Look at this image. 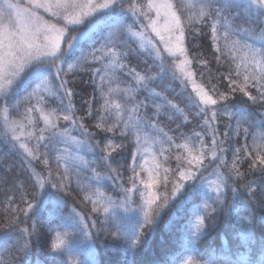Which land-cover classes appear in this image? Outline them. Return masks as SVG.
Wrapping results in <instances>:
<instances>
[{"label":"snow or ice","instance_id":"obj_1","mask_svg":"<svg viewBox=\"0 0 264 264\" xmlns=\"http://www.w3.org/2000/svg\"><path fill=\"white\" fill-rule=\"evenodd\" d=\"M129 15L139 30L127 22ZM195 25L209 28L218 64L222 41L229 50L234 67L219 74L228 81L225 91L211 77L206 83L195 79L193 64L207 66L190 57L186 46L189 32L191 38L201 34ZM105 30L99 47L69 63L84 43H95ZM129 40L137 43L133 53L152 58L144 71L131 67L129 52L121 51ZM238 49L242 56L236 55ZM78 70L90 71L93 85L83 117L76 115L74 91L65 78ZM166 76L180 79L185 89L191 85L186 107L195 109L192 119L203 118L200 131L180 133V143L144 111L151 101L152 117L167 114L189 121L179 104L151 87ZM32 81L37 83L25 98L29 106L19 119L12 118L22 103L12 98ZM141 91L148 94L143 100L137 98ZM48 99L57 107L47 109ZM94 113L98 132L84 123ZM221 115L229 121L222 135ZM100 133L105 135L96 139ZM0 136L21 152L33 189L29 198L25 184L13 181L24 206H15L16 197L8 196L0 236L14 243L0 248V264H17L18 254L30 255L37 219L49 202L48 231L54 234L49 254L66 256L68 264H96L93 229L96 236L103 232L121 241L126 258L134 256L162 213L187 204H192L193 218L182 226L183 244L172 264H264V202L256 197L258 191L264 194V0H190L187 5L173 0H0ZM241 136L244 143L229 163L225 153ZM129 147L131 162L120 164ZM173 159L175 167L169 164ZM34 162L44 171H37ZM122 169L130 173L127 181ZM109 182L112 192L106 191ZM74 190L91 205L88 214L75 204L65 212ZM221 212L235 218L238 243L201 252L198 242L211 234Z\"/></svg>","mask_w":264,"mask_h":264},{"label":"trees","instance_id":"obj_2","mask_svg":"<svg viewBox=\"0 0 264 264\" xmlns=\"http://www.w3.org/2000/svg\"><path fill=\"white\" fill-rule=\"evenodd\" d=\"M131 0H129V3ZM146 0H137V3L144 4ZM174 3L178 5L184 4V0H173ZM128 23L133 24V26L139 30V23H134L131 15L128 17ZM142 23V21H140ZM243 23V22H238ZM246 26V25H244ZM193 27L200 28L201 34L196 38H191L192 33L189 32V39L186 41V46L189 49V56L194 57L197 61L203 59L207 61V66L200 65L199 63L193 64V71L196 73L195 79L197 83H206L208 78L211 77V82L213 84H218L220 91L227 90L228 81L223 80L219 75L220 73L228 74L230 69L234 66L229 58L230 53L227 48L223 46V41L221 42L222 53L221 63H217L216 56L217 53L212 47V41L210 39V30L208 27L203 25H195ZM108 30H105L102 34H97L95 43L88 44L84 43L80 50L76 51L72 60L69 63H74L75 58L81 56L84 53L90 52L93 47H99L103 43L104 36L107 35ZM235 39H240L241 43L245 41L241 37H235ZM250 42V41H247ZM259 46V45H257ZM137 43L134 40H129L126 46L121 47V51H128L129 56L127 58V63L131 67H135L137 71H144L148 68L149 65L153 64L152 58L147 55H137L131 51L135 49ZM236 55L242 56L243 50L238 49ZM168 63H171V60H168ZM65 69L67 65L64 66ZM88 67L95 68L98 67L96 64H91ZM152 71H156L155 68ZM203 73V77L201 76ZM122 79L127 82L130 81V77L121 74ZM69 81L68 87H71L74 91V96L72 97V103L75 106V111L77 116L83 117L88 109V105L85 101H88L93 96V85L91 83V72L90 71H80L78 70L75 74L69 73L65 77ZM37 81H32L26 87L19 91V94L12 98V103L20 100L22 101L20 107L16 111L11 112V117L19 119L25 108L29 106L25 102V98L35 87ZM151 87L155 88L157 91H162L165 96L170 100H174L179 106L184 109L185 113L189 115V121L185 122L183 117H173L169 119V115L162 114L158 118L152 117L154 109L152 108L151 101H146L148 103V108L144 110L150 118L157 119L161 128L164 129L169 135L178 137L176 142L180 143L179 135L180 133H191L193 131H200V122L203 119H192V113L195 111L194 108L189 109L186 107L187 97L189 92L184 88L179 79H173L171 76H166L163 81H155ZM255 94V93H253ZM98 95V94H97ZM147 92L141 91L138 94V99H145L147 97ZM241 94L237 93V96ZM99 99L93 103L92 107L95 109L99 104ZM160 101H157L159 103ZM57 101L52 99L47 100V109L57 107ZM250 103V102H249ZM255 110V106H253ZM37 117L38 113L35 114ZM95 115L91 119H85L84 123L90 128V131H99L94 128L95 124ZM228 118L221 115L219 117L218 130L223 134L225 126L228 124ZM233 127L235 126V121H232ZM38 127H42L43 124L40 122ZM62 126H66L63 125ZM75 134V133H74ZM104 133H100L96 139H102ZM110 135V134H109ZM252 137L249 136L248 140L251 141ZM116 142H120V138L117 135ZM206 142L210 143V137H206ZM244 143V139L241 136L237 140L233 139L231 143V150L225 153V158L229 163L232 160V154L235 148L240 147ZM227 146V145H226ZM43 151V149H41ZM54 155V153H53ZM172 155H175L173 152ZM23 156L20 151L13 149L9 143L0 136V224L5 222L6 212L5 206L7 203L8 196H15L16 199L13 201V204L17 207H23L24 205L20 202V190L15 189L13 181H18L25 184V188L28 190L29 198H31V192L33 189L28 188V180L30 178V172L27 169V166L23 162ZM86 159L91 160V155H86ZM131 162V147H129L123 154L120 159V164H128ZM249 162H245L242 165V171L247 170ZM170 166L175 167V160L169 161ZM114 167L118 165L114 162ZM34 167L37 171H44L43 165L39 162H34ZM210 170V169H209ZM98 171H104L102 168H98ZM124 172L123 179L127 181L130 173L126 169H122ZM253 177H249L252 179ZM6 181V182H2ZM127 186V185H125ZM74 188V186H73ZM106 191L112 192V186L109 182ZM115 194V193H113ZM63 195V194H62ZM230 195V194H229ZM74 197V199H73ZM257 200L264 202V194L259 191L256 193ZM82 198L77 191H73L72 197H68L67 205L65 206V212H67L73 204L77 207L78 210L83 211L85 214H88L91 211L90 204H83L81 202ZM198 202V201H196ZM52 205L49 202L45 209L42 211V214L37 219V232L38 236L33 237V246L28 257H25L23 254H18L17 264H68L66 256H56L53 257L49 254L50 242L52 239L53 233L48 231V216L49 209ZM192 204H187L180 209H171L166 210L162 213L160 219L153 231L147 234V243L142 246L134 256L125 257L123 250V243L121 241L113 240L109 235H105L101 232L98 236L95 235V230L93 229L94 239H95V260L96 264H127L128 260L132 261V264H172V257L178 254L181 251V246L183 244V230L182 226L188 222L189 219H192ZM21 219L23 215L21 214ZM29 225L32 221L29 220ZM14 243L11 239H4L0 236V248L6 245H12ZM237 238L235 234V218L228 217L225 212H221L218 217V223L215 226L211 234L201 239L198 242V248L201 252H206L208 249L219 250L222 247L231 245L235 246L237 244ZM6 258V257H5ZM179 264V261L176 262Z\"/></svg>","mask_w":264,"mask_h":264},{"label":"rangeland","instance_id":"obj_3","mask_svg":"<svg viewBox=\"0 0 264 264\" xmlns=\"http://www.w3.org/2000/svg\"><path fill=\"white\" fill-rule=\"evenodd\" d=\"M146 2H147V0H146ZM146 2H145V3H146ZM157 2H160V0H157ZM184 2L189 4V3H190V0H184ZM21 3H26V0H21ZM39 11H40V13H41L42 15L45 16L46 19L48 18L47 14L44 13L42 9H40ZM151 15L155 16V13L153 12V13H151ZM141 21H142V23H147L146 21L143 20V18H141ZM160 23L162 24L163 21L161 20ZM149 31H151V30H149ZM152 36H153L154 40L156 41V43L161 47V49H163V45L160 44L159 37H156L154 33H152ZM166 38H167V37H166ZM179 80H180V79H179ZM186 90H187L189 93H191V92H192L191 85H189V86L187 87Z\"/></svg>","mask_w":264,"mask_h":264}]
</instances>
